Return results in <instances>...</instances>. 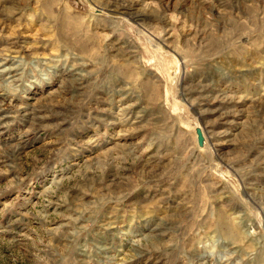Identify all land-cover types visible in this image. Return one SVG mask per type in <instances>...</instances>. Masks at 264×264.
Segmentation results:
<instances>
[{"label":"rangeland","instance_id":"1","mask_svg":"<svg viewBox=\"0 0 264 264\" xmlns=\"http://www.w3.org/2000/svg\"><path fill=\"white\" fill-rule=\"evenodd\" d=\"M0 264H264V0H0Z\"/></svg>","mask_w":264,"mask_h":264}]
</instances>
